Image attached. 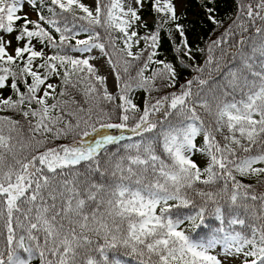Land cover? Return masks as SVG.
I'll list each match as a JSON object with an SVG mask.
<instances>
[{
    "label": "snow or ice",
    "instance_id": "1",
    "mask_svg": "<svg viewBox=\"0 0 264 264\" xmlns=\"http://www.w3.org/2000/svg\"><path fill=\"white\" fill-rule=\"evenodd\" d=\"M144 2L0 0V264H264V0L206 7L202 64L173 0L132 30Z\"/></svg>",
    "mask_w": 264,
    "mask_h": 264
},
{
    "label": "trees",
    "instance_id": "2",
    "mask_svg": "<svg viewBox=\"0 0 264 264\" xmlns=\"http://www.w3.org/2000/svg\"><path fill=\"white\" fill-rule=\"evenodd\" d=\"M187 6L177 11V15L180 17V20L178 23L182 24L185 27L186 36L189 40V43L191 44L193 48V53L196 56L195 63L202 64L204 60L203 54L196 51L197 48H202L205 46L206 42L211 38L215 39L217 36H219L220 32L223 31V29H216L215 25H213L210 21L207 20V13H206V7H212L215 9V15L218 20L224 21V27H227V25L231 22L230 18L234 17L236 12V2L235 0H186ZM29 7V6H28ZM30 8V7H29ZM31 9V8H30ZM94 9V8H93ZM32 10V9H31ZM33 11V10H32ZM35 18L30 19H36V13L33 11ZM45 15H48L47 10L44 11ZM144 15H150L151 21L146 22L147 28L141 27L138 23L134 26V29L138 31L140 35H145L148 30L154 28V23L156 20V14L152 11L151 4L149 3V0H145L144 6L141 10L140 16ZM19 23V22H18ZM169 27H174V25H166L165 29L161 31L160 33V46L158 48V58L165 59L169 62L177 63V55L174 52V41L169 38L167 29ZM131 31V30H130ZM114 35L119 36V33H113ZM172 36L174 37V40L176 43L179 42V36L177 33L173 32ZM36 43V41H34ZM119 44V41H118ZM144 42L141 41L140 47H143ZM37 48L40 47V45L36 44ZM122 46V45H121ZM138 48L133 49V51H137ZM40 61L37 60L36 63H39ZM136 66L131 69V73L134 75L135 71L139 68V64H137L135 61L133 62ZM155 67V65H153ZM146 75H150L149 72L146 73ZM184 78H191V73L186 71L182 74V79ZM52 80H55V83H58L57 78H53ZM51 80V81H52ZM49 81V82H51ZM211 85H209L210 87ZM23 90V88H22ZM60 89L57 88V93H59ZM70 92L73 90H69ZM141 94L144 97L143 91L133 93V98L136 97L138 94ZM9 94L7 90L5 91V95ZM155 95V93H154ZM75 98L77 100H80L81 97L79 95H76ZM63 99L67 100L69 97H63ZM52 101L50 100L49 103ZM4 115H10L14 119L20 120L21 124L24 126V133L23 135L27 136V125L26 122L23 120V118L19 115H16L14 113H3ZM258 178H251L246 179L245 182L251 183L253 185H256V192H264V184H257ZM260 180H264V177H260ZM199 187H204L202 185H198ZM212 187V186H208ZM214 190V189H213ZM199 203V200H197ZM257 206L259 202H256ZM209 223H214L213 221H209ZM198 231H206L205 229H201ZM34 264H38V262L34 261Z\"/></svg>",
    "mask_w": 264,
    "mask_h": 264
},
{
    "label": "rangeland",
    "instance_id": "3",
    "mask_svg": "<svg viewBox=\"0 0 264 264\" xmlns=\"http://www.w3.org/2000/svg\"><path fill=\"white\" fill-rule=\"evenodd\" d=\"M82 2L85 5H87V6L91 7V8H95L94 0H82ZM124 2H125V5H127V3H130L131 0H124ZM173 3L176 5L177 11H180V10L184 9L187 6L186 0H173ZM24 11L28 12L30 14L29 17H31V18L35 17L33 11L27 5H25ZM140 13H141V11H140ZM141 17H142L141 23L142 22L151 21V16L150 15H144V16H141ZM81 38H83V37H81ZM15 46H16V42L13 41V47H15ZM94 63H96V62H94ZM98 66L100 67L99 74L108 76L109 91L114 92L115 88L113 87V78L111 76V69L106 64H104L103 62H101ZM51 82L55 83V80H52ZM133 100H134L135 103H137L141 107H143L144 97L140 93L136 97H134ZM194 159L197 160V163L200 164L201 167L204 166L202 157L196 156V157H194Z\"/></svg>",
    "mask_w": 264,
    "mask_h": 264
}]
</instances>
